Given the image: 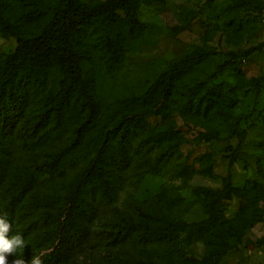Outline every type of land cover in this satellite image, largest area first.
<instances>
[{"label": "rangeland", "instance_id": "obj_1", "mask_svg": "<svg viewBox=\"0 0 264 264\" xmlns=\"http://www.w3.org/2000/svg\"><path fill=\"white\" fill-rule=\"evenodd\" d=\"M46 1L11 0L1 12L12 29L0 24V84L11 77L14 81L0 90V218L11 225L8 238L19 235L24 241V247L7 256L8 264L17 258L30 264L33 256L42 264H264V46L243 53L264 42V26L251 3L135 0L137 30L129 29L126 13L117 10L77 32L72 42L84 80L80 87L70 86L61 67L7 74L6 57L16 47L12 32L29 37L47 22V16L25 22L21 12ZM225 62L231 66L209 81ZM168 83L162 113L146 115L161 105ZM67 86L71 95L63 129L43 142L41 136L57 125L56 93ZM10 90L22 95L17 104L8 99ZM131 113H143V122L124 165L116 132ZM235 128L244 130L245 138L230 164L238 140L228 135ZM78 130L82 136L71 148ZM63 150L65 173L51 176V162ZM99 151L115 184L113 200L99 203L86 245L69 261L53 262L50 252L64 205L35 207L27 196L37 190L63 199L66 179ZM30 174L21 200L13 201L9 182ZM209 214L217 227L206 234L212 232L214 242L186 232L172 240H144L153 238L143 233L151 226L199 222ZM131 223L142 227L116 241Z\"/></svg>", "mask_w": 264, "mask_h": 264}, {"label": "trees", "instance_id": "obj_2", "mask_svg": "<svg viewBox=\"0 0 264 264\" xmlns=\"http://www.w3.org/2000/svg\"><path fill=\"white\" fill-rule=\"evenodd\" d=\"M11 0H0V24L6 28L12 29L10 20L4 18L1 12L6 8L7 3ZM17 2L26 0H14ZM249 2L254 10H259L261 4L256 0H243ZM134 3L135 0H105L95 4H85L80 0H49L39 4H32L27 11H22L20 19L25 22H30L47 16V22L43 28L37 33L29 37H22L20 32H12L16 39L15 50L7 57V74L10 76L18 75L28 70L46 71L55 67H61L64 70L66 80L70 86H83L84 80L81 76V65L77 51L74 48L72 40L76 38L77 32L83 30L89 25H94L99 19L105 15L115 16L117 10H123L127 15V26L131 30H137L140 24L134 17ZM259 21V20H258ZM110 44L115 48L116 41H110ZM264 42L255 46H251L243 53L248 56L255 51L262 49ZM117 50L113 51L115 54ZM231 66L230 62L220 64L214 72L208 76L209 81H216L218 76L223 74ZM9 77L6 76V79ZM14 78L3 81L0 84V90L3 92L8 82H13ZM3 84V85H2ZM171 84H166L163 89L161 97V105L157 104L153 110H147L145 114L153 113L161 114L162 108L166 103ZM70 86L63 90H58L56 93L57 99V125L51 130H47L40 139L43 142L52 141L55 136V131L63 129V117L66 113L65 105H68L71 95ZM195 90V89H193ZM2 95V94H1ZM9 100L12 104H17L22 99L20 92L8 91ZM209 100L210 94H205ZM144 113V112H143ZM143 113H131L125 115L120 121V129L116 133L119 134L118 143L121 149V159L125 164L128 163L130 157L128 147L131 145L133 135L136 129L142 124ZM45 115L43 118H47ZM45 123V120L43 121ZM82 131H77V136L73 141L71 148L76 146ZM237 137L238 143L232 149L229 155V163L232 164L239 156L245 138V131H239L237 128L228 135V138ZM162 140V139H161ZM104 144V143H103ZM96 156L90 158L86 166L77 174H73L66 182V192L62 199L60 195H54L50 192L33 191L27 196V203L31 206L49 208L56 207L60 203L64 205L63 217L61 219L60 227L56 231V244L50 252V259L53 262H67L79 250H81L90 240L92 235V227L97 216L99 203L103 201L108 204L113 200L116 192L114 181L110 179L109 171L104 167L106 160L105 154L97 152ZM66 150L59 152L50 165L51 176H56L65 173ZM30 176H16L8 185V193L15 202H19L23 195V185L32 181ZM2 168L0 161V179L2 178ZM225 195V191L219 193ZM98 200V201H97ZM216 219L214 215L209 214L206 220L199 222L187 223L182 220H177L174 223H166L161 229L150 227V231H144L147 242L157 240H172L179 232H186L189 237H196L202 239L208 237L210 242H214L212 232L206 234L207 230L216 228ZM142 227L140 224L131 223L126 226L125 232L116 241H123L130 237L132 233ZM115 238V237H114ZM212 262H209L211 264ZM195 264H208V262L201 260ZM213 264V263H212Z\"/></svg>", "mask_w": 264, "mask_h": 264}, {"label": "clouds", "instance_id": "obj_3", "mask_svg": "<svg viewBox=\"0 0 264 264\" xmlns=\"http://www.w3.org/2000/svg\"><path fill=\"white\" fill-rule=\"evenodd\" d=\"M10 229V223L4 218H0V264H8L7 256L14 254L17 248L24 247V241L21 236L13 235L8 238ZM12 264H25V261L17 258ZM30 264H42V261L39 257L33 256Z\"/></svg>", "mask_w": 264, "mask_h": 264}, {"label": "built area", "instance_id": "obj_4", "mask_svg": "<svg viewBox=\"0 0 264 264\" xmlns=\"http://www.w3.org/2000/svg\"><path fill=\"white\" fill-rule=\"evenodd\" d=\"M261 4V8L256 10L260 25L264 26V0H256Z\"/></svg>", "mask_w": 264, "mask_h": 264}]
</instances>
